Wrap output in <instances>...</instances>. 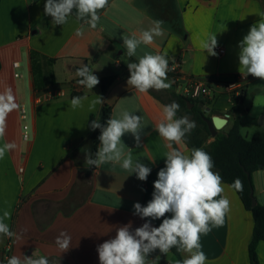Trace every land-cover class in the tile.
I'll use <instances>...</instances> for the list:
<instances>
[{
    "label": "crops",
    "instance_id": "obj_1",
    "mask_svg": "<svg viewBox=\"0 0 264 264\" xmlns=\"http://www.w3.org/2000/svg\"><path fill=\"white\" fill-rule=\"evenodd\" d=\"M45 3L0 0V93L10 88L19 105L8 114L5 135L0 139V145L16 144L0 159V216L4 210L10 212L5 222L17 234L13 238L0 235V264L7 248L9 258L22 259L35 252L47 257L50 264H100L97 247L114 238L118 227L130 224L134 232L147 222L148 218L134 214L133 206H146L152 199L158 172L165 167L166 153L172 150L155 130L168 104L161 93L172 90L180 94L190 79L206 78L217 91L212 102L222 97L223 105H210L208 111L213 112L211 117L227 120L218 133H226L229 129L222 131L236 119L242 130V116L255 122L252 135L264 132V79L242 76L238 47L250 27L264 17V0H108V6L98 12L100 20L95 29L83 21L78 23L74 14L68 23L53 25L52 17L44 12ZM154 21L163 22V35L154 37L152 44H141L136 54L128 57L123 36L138 37ZM81 26L83 34L78 36L76 29ZM213 35L223 54L214 49L217 55L212 56L204 50L203 43ZM32 52L41 56L44 69L54 76V84L35 89ZM146 53L166 54L169 70L179 76L166 81L172 82L170 90L140 93L127 84V64L138 62ZM48 59L55 60L51 66ZM84 65L99 81L116 76L105 93L100 82L92 90L77 82L76 70ZM238 78H244L241 89L245 93L235 114L232 96L223 88ZM74 90L87 95L89 101L98 95L103 103L89 111V101H85L83 107L73 110L70 95ZM103 104L110 106L111 118H120L124 111L142 117L141 146L136 147L132 134L125 133L118 147L125 156L130 152L133 162L140 160L151 168L146 181L139 180L131 169H123L122 161L85 167L89 118L93 115L98 120ZM23 126L30 132L27 140L22 138ZM172 148L191 152L183 140L173 143ZM222 183L230 211L222 225L201 235V250L207 256L206 264H250L251 212L234 189ZM252 183L257 203L264 206V169L252 174ZM162 219L151 223L158 227ZM62 231L71 236L66 252L55 243ZM256 248L258 263L264 264V241ZM180 255L183 260L187 253ZM156 256H160L158 264L177 261L171 251L162 255L157 250L146 264H152Z\"/></svg>",
    "mask_w": 264,
    "mask_h": 264
},
{
    "label": "clouds",
    "instance_id": "obj_2",
    "mask_svg": "<svg viewBox=\"0 0 264 264\" xmlns=\"http://www.w3.org/2000/svg\"><path fill=\"white\" fill-rule=\"evenodd\" d=\"M108 6V0H46L44 12L52 17L53 25L68 23L69 17L75 15L79 23L83 21L95 29L100 20L99 10ZM162 21H154L153 26L142 30L139 36L131 38L123 36V45L126 47L127 56L133 57L141 45L153 43L154 37L163 35ZM82 26L76 29V35H82ZM217 46L216 36L209 37L203 43L204 50L209 55L215 56ZM239 71L243 77L251 75L264 79V17L253 24L247 35L239 42ZM130 76L127 84L140 93L150 89L156 91L170 89L172 82L168 80L169 62L166 54L146 53L138 62L127 64ZM76 75L80 78L77 82L92 90L99 84V79L87 65L77 68ZM87 95L74 96L71 99L73 110L81 108ZM103 103V98L96 96L89 101V111L95 109L97 104ZM19 105L10 88L0 93V139L5 135L6 118L9 113L16 110ZM179 104L173 101L163 107V119L157 125L156 131L168 142L172 149L166 153L165 167L158 172L154 182L152 199L146 206L134 204V214L142 219L148 218L142 226L130 231V224L116 229L114 238L98 245L97 251L100 264H146L148 257L159 250L162 255H167L172 248L178 252L187 253L186 258L177 260L176 264H206L207 256L201 250V235H206L212 227L223 224L225 215L230 211V201L222 195L224 187L222 177L213 171L214 163L209 153L201 148L193 149L190 154H185L172 148V144H179L187 134L195 129L196 123L188 116L176 118ZM142 117L127 111L120 118H109L106 126L98 120H93L89 125L91 130L100 129L99 147L95 154L87 152L85 167L96 166L108 162H121L125 170L131 169L141 181H146L151 168L145 166L140 160L133 162L131 153L127 156L118 147L125 133H131L135 139L136 147L141 146ZM14 142L0 145V159L8 151L14 150ZM233 187L242 190V181L237 178ZM217 197H220L217 199ZM171 214L170 218L166 214ZM10 212L4 210L0 216V235L13 238L16 233L10 230L5 222L10 219ZM162 219L158 227H154L152 220ZM55 243L61 252L69 250L71 236L60 232ZM160 256L153 259L152 264H158ZM7 264H50L45 256H38L35 252L23 258L12 256Z\"/></svg>",
    "mask_w": 264,
    "mask_h": 264
},
{
    "label": "trees",
    "instance_id": "obj_3",
    "mask_svg": "<svg viewBox=\"0 0 264 264\" xmlns=\"http://www.w3.org/2000/svg\"><path fill=\"white\" fill-rule=\"evenodd\" d=\"M30 59L35 89L40 90L44 84H54V76L44 69L41 63V56L32 52ZM54 61V59H48L47 65L51 66ZM167 77L169 79H174L179 76L173 74L172 71L169 70L167 72ZM115 78V75H110L103 77L100 80V87L103 93H105L113 84ZM79 79L80 78L78 77L77 81ZM244 93L245 90L243 88L241 89V95L238 98L239 104L244 102ZM70 96L72 99L74 96H83V93L74 90L71 92ZM170 96L171 100L167 102V105L175 101L180 106L176 113V118L188 116L196 123L195 129L183 139L186 146H188L190 151L195 148H201L210 154L214 163L213 170L220 174L222 182L229 184L234 189L244 208L251 212L253 218V230L248 245V258L250 264H259L256 247L261 241H264V206L257 202L255 206H252L249 193L250 190L253 189L252 174L258 170L264 169V132H256L250 139H246L241 134L239 119H236L226 133H218L209 143L208 148H204V141L199 138V135L202 133L207 137H211L207 124L204 121V118L207 116L203 111V107L200 106H204V102L195 101L191 98L187 99V97L174 91L171 92ZM190 104H193L191 108ZM239 107L240 106L235 103L231 110L235 114H238ZM109 118H111V108L109 105L103 104L98 121L106 126V121ZM93 120H95V118L91 115L88 122L89 125ZM100 134V129L91 130L90 136L86 140L87 152L95 154L97 151L96 148H98V138ZM247 173L249 176H246ZM237 178L242 181V190L233 187V183ZM170 251L177 260H182L180 252H178L175 247Z\"/></svg>",
    "mask_w": 264,
    "mask_h": 264
},
{
    "label": "built area",
    "instance_id": "obj_4",
    "mask_svg": "<svg viewBox=\"0 0 264 264\" xmlns=\"http://www.w3.org/2000/svg\"><path fill=\"white\" fill-rule=\"evenodd\" d=\"M215 51H217L219 54H223L224 50L220 47H216ZM14 68L18 67L17 63L13 64ZM15 77H20L19 73H15ZM244 78H238L237 81H233L232 83L225 85L223 88V92L225 94H228L235 99H238L239 96L241 95V82L243 81ZM216 90L212 88V86H209L207 83H204L201 80L198 79H190L187 82V85L182 89V92L180 93L182 96L191 98L195 101H201V102H207V101H212L213 98H215ZM201 107H204L203 105H200ZM205 109V108H204ZM28 132H27V127L23 126V133H22V138L23 140L28 139ZM9 253V248L6 249V252L4 254V260L2 264H7V260L9 258L8 256Z\"/></svg>",
    "mask_w": 264,
    "mask_h": 264
},
{
    "label": "rangeland",
    "instance_id": "obj_5",
    "mask_svg": "<svg viewBox=\"0 0 264 264\" xmlns=\"http://www.w3.org/2000/svg\"><path fill=\"white\" fill-rule=\"evenodd\" d=\"M198 80H201V81H203L204 83H207L208 82V80L206 79V78H197ZM170 90V89H169ZM172 90H170V91H168V93H161V95H162V97H163V99H166V100H171V96H169V93L171 92ZM215 98H213L212 100H214ZM221 99H222V97H221ZM221 99H219V98H217L215 101H207V102H205L204 103V107H207V108H209L210 107V105H211V107H214L215 105H217V104H222L223 105V102H222V100ZM232 99H233V105L235 104V103H237L239 106L241 105V104H239L238 103V100L237 99H235L234 97H232ZM230 101H231V98H230ZM203 107V108H204ZM204 111V110H203ZM213 111V110H212ZM205 112V111H204ZM26 113H27V120H26V123H28L29 121H28V108L26 107ZM213 113V112H212ZM212 113H209V112H205V114H206V116L207 117H211V114ZM190 118V117H189ZM190 120H192L191 118H190ZM241 123H242V126L243 127H241L242 128V130H241V133H242V135L245 137V138H247V139H250V137L252 136V131H253V128L255 127V122L252 120H250L249 118H247L246 116H242L241 117ZM258 124H259V126H261V123H260V121H258ZM229 127H230V125L229 126H227L222 132H226L228 129H229ZM262 127V126H261ZM256 128H257V126H256ZM28 134H30V132H28ZM189 138V137H188ZM199 138H201L203 141H204V144H203V146H204V148H208V146H209V143L211 142V140H212V137H207V136H205V134H200L199 135Z\"/></svg>",
    "mask_w": 264,
    "mask_h": 264
},
{
    "label": "water",
    "instance_id": "obj_6",
    "mask_svg": "<svg viewBox=\"0 0 264 264\" xmlns=\"http://www.w3.org/2000/svg\"><path fill=\"white\" fill-rule=\"evenodd\" d=\"M193 106V104H190V108ZM206 113L209 111V108H205L204 110ZM204 121L207 124L208 131L212 138H215L225 124L227 123V120L225 118H221L219 116H213L211 118H204ZM246 176H249L247 173ZM249 197L251 198L252 206L256 205L257 199L254 196L253 189L250 190Z\"/></svg>",
    "mask_w": 264,
    "mask_h": 264
}]
</instances>
